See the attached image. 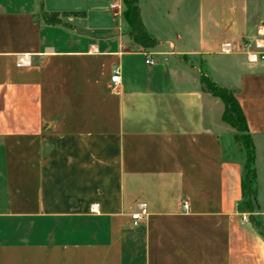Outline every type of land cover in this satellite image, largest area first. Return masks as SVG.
Instances as JSON below:
<instances>
[{
  "label": "crops",
  "instance_id": "obj_1",
  "mask_svg": "<svg viewBox=\"0 0 264 264\" xmlns=\"http://www.w3.org/2000/svg\"><path fill=\"white\" fill-rule=\"evenodd\" d=\"M249 3L137 0L143 48L122 0H0V264H264V65L246 48L264 53V0L252 17ZM218 59L253 143L258 225L199 80Z\"/></svg>",
  "mask_w": 264,
  "mask_h": 264
},
{
  "label": "trees",
  "instance_id": "obj_2",
  "mask_svg": "<svg viewBox=\"0 0 264 264\" xmlns=\"http://www.w3.org/2000/svg\"><path fill=\"white\" fill-rule=\"evenodd\" d=\"M122 3L124 7L122 18L130 38L134 43L141 45L143 48L153 47L156 42L143 28L137 0H122ZM46 21L49 24L59 23L54 14L47 16ZM199 80L206 92L223 103L224 110L221 119L227 126L233 129V139L242 148L244 161L241 175L242 200L240 208L243 212H252L254 209L252 195L255 191L256 175L253 143L247 129L245 117L231 91L218 86L206 76L201 75Z\"/></svg>",
  "mask_w": 264,
  "mask_h": 264
},
{
  "label": "rangeland",
  "instance_id": "obj_3",
  "mask_svg": "<svg viewBox=\"0 0 264 264\" xmlns=\"http://www.w3.org/2000/svg\"><path fill=\"white\" fill-rule=\"evenodd\" d=\"M249 11L250 15L252 17L253 11H254V0H250L249 3ZM212 62L208 64L209 71L206 74L211 80H213L216 84L219 86L230 88V84L225 81H227L228 78L233 77L235 74L234 69L230 68L224 60L218 59V60H211ZM198 66V64H196ZM214 67V72H212L211 67ZM234 134V132H233ZM224 139H225V153L227 156L232 158H241L244 160V155L241 146L236 143L233 139L232 134L229 132H224ZM240 152H242L240 154ZM261 172L263 173V170L261 168ZM262 177V175H261ZM264 178V174H263ZM245 212V211H244ZM253 212V210H252ZM252 212H245L247 221L254 222V224L258 225L256 222V218L252 215Z\"/></svg>",
  "mask_w": 264,
  "mask_h": 264
},
{
  "label": "built area",
  "instance_id": "obj_4",
  "mask_svg": "<svg viewBox=\"0 0 264 264\" xmlns=\"http://www.w3.org/2000/svg\"><path fill=\"white\" fill-rule=\"evenodd\" d=\"M227 48H229V44L224 45L223 51L226 50ZM246 48L249 51H250V49H254L256 51V53L250 52L247 55H249V57L251 56L254 59V61L255 60L256 61H260L264 65V53L260 51L263 48L261 43H259L258 41H255L252 45H250V44L246 45ZM145 63L149 64V63H151V60L149 58H147ZM110 81L113 84L114 88L119 83V75H118V71L116 69L113 71V74H112V76L110 78ZM143 207H144V205H141L140 212H137V213H135L134 215L131 216L134 225L138 224V222H139V220L141 218V214L143 212ZM183 208L184 209L187 208V203L186 202L183 203Z\"/></svg>",
  "mask_w": 264,
  "mask_h": 264
}]
</instances>
